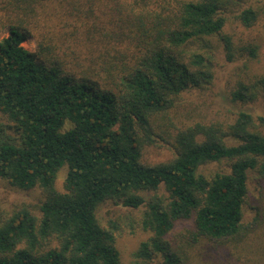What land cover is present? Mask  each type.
I'll return each mask as SVG.
<instances>
[{
    "label": "trees",
    "instance_id": "obj_1",
    "mask_svg": "<svg viewBox=\"0 0 264 264\" xmlns=\"http://www.w3.org/2000/svg\"><path fill=\"white\" fill-rule=\"evenodd\" d=\"M99 1L0 0V180L43 193L0 208V264H125L120 222L98 214L106 204L140 211L131 226L149 236L136 264H191L201 245L251 242L264 264L262 206L245 221L250 174L264 179V72L239 75L232 119L170 115L183 93L213 84L217 48L228 61L257 57L258 44L237 46L227 30L232 12L251 27L264 6L107 0L98 16ZM258 101L260 113L247 108ZM159 143L172 156L147 161Z\"/></svg>",
    "mask_w": 264,
    "mask_h": 264
},
{
    "label": "rangeland",
    "instance_id": "obj_2",
    "mask_svg": "<svg viewBox=\"0 0 264 264\" xmlns=\"http://www.w3.org/2000/svg\"><path fill=\"white\" fill-rule=\"evenodd\" d=\"M86 2L87 0H81ZM98 16L102 8H106L107 0H100L97 2ZM83 6V5H81ZM264 6V0H241L240 9L247 7L261 8ZM239 12V11H238ZM102 17V15H101ZM90 16V19H93ZM71 19V18H70ZM229 33H232L237 46L243 44H258L259 50L256 58H251L245 54L238 56L235 61H228L225 51L217 48L215 52L216 64V78L213 84L205 89H192L183 93L180 102L170 112L171 119L174 123L180 125L187 123V121H212L213 119L225 120L235 117V113L243 109L241 104H235L230 100V93L239 75H246L248 73H262L264 72V16L251 27H246L235 19L233 12L229 17ZM8 35V33H1L0 38ZM23 45L33 51L36 48V39L31 38L23 42ZM262 103H254L247 108H250L256 113L262 111ZM246 108V107H245ZM173 151L168 145L159 143L156 146H151L145 151V159L149 162H157L166 160L171 157ZM225 167V163H211L210 170H217L220 167ZM65 174L62 170L60 177ZM258 171L251 172L249 179L250 193L247 204L245 206V221L250 222L256 215L258 205L262 206L264 210V179L259 176ZM43 198V193L40 189L22 190L11 187L5 181L0 180V208L12 209L15 203L38 202ZM99 217L103 223H107L109 219L118 220L122 229L118 232L117 244L122 252V258L125 264H136L137 260L134 256L142 240L146 239L149 234L141 229L133 230L131 221L133 217L139 216L140 211H125L122 207H114L111 204H106L99 209ZM186 227H193L192 222H180L174 231L169 235L171 239L183 231ZM260 236H264L259 231ZM256 242L248 243L240 248L233 250L232 248H208L201 245L199 250L196 249L197 261L191 264H258L254 256L258 258L257 254L251 252L254 249ZM202 252V256L201 253ZM163 258L160 257L153 263H137V264H163ZM189 264V263H188ZM263 264V263H262Z\"/></svg>",
    "mask_w": 264,
    "mask_h": 264
}]
</instances>
